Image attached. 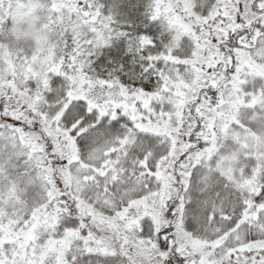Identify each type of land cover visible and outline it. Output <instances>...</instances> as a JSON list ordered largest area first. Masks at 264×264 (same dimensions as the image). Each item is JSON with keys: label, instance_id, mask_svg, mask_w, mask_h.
Listing matches in <instances>:
<instances>
[{"label": "snow or ice", "instance_id": "snow-or-ice-1", "mask_svg": "<svg viewBox=\"0 0 264 264\" xmlns=\"http://www.w3.org/2000/svg\"><path fill=\"white\" fill-rule=\"evenodd\" d=\"M0 264H264V0H0Z\"/></svg>", "mask_w": 264, "mask_h": 264}]
</instances>
